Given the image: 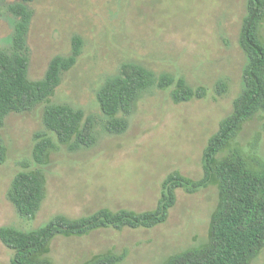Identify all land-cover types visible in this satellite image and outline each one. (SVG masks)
I'll list each match as a JSON object with an SVG mask.
<instances>
[{
    "label": "rangeland",
    "instance_id": "obj_1",
    "mask_svg": "<svg viewBox=\"0 0 264 264\" xmlns=\"http://www.w3.org/2000/svg\"><path fill=\"white\" fill-rule=\"evenodd\" d=\"M20 1L0 0V50L11 47L17 19L10 6ZM30 8L31 80L42 79L55 56H69L74 37L83 40L76 66L63 75L51 102L95 117L96 144L72 153L61 146L52 154L45 168L47 196L34 219H23L7 193L16 173L32 164L34 136L46 131L44 107L11 114L0 129L7 148L0 165V227L35 230L57 215L80 218L104 207L144 212L156 207L169 173L203 177V150L243 86L247 60L238 41L246 0H34ZM128 62L157 75L184 77L195 88L206 87L207 97L177 105L171 90L152 88L133 108L127 131L110 134L96 95ZM220 82L227 84L221 95ZM257 137L256 149L264 158V114L244 126L237 144L249 151ZM217 201L214 187L196 194L180 190L165 224L58 237L51 256L56 264H80L114 250L127 252L120 264H163L171 255L206 242ZM11 257L0 241V264H11ZM252 264H264V250Z\"/></svg>",
    "mask_w": 264,
    "mask_h": 264
},
{
    "label": "trees",
    "instance_id": "obj_2",
    "mask_svg": "<svg viewBox=\"0 0 264 264\" xmlns=\"http://www.w3.org/2000/svg\"><path fill=\"white\" fill-rule=\"evenodd\" d=\"M21 0L10 6L17 19L11 47L0 50V129L11 114L33 112L44 107L45 132L36 133L32 164H25L14 176L7 199L17 214L32 220L47 196L45 168L51 156L64 147L68 152L96 144L95 117L67 104H53L52 98L62 85L63 75L73 69L82 53L83 40L73 38L69 56H55L42 79L29 78L28 36L33 19L30 3ZM264 0H246V14L239 34V47L246 56L242 90L233 102L231 113L219 124L203 150L204 175L193 179L180 171L169 173L161 184V195L154 209L100 208L89 216L69 218L57 215L35 230L14 226L0 227V241L12 251L11 264H56L51 256L56 238L84 237L95 231L153 229L165 224L178 201V191L196 194L205 188L217 189L218 201L211 215L206 242L171 255L163 264H252L264 250V158L257 149L258 137L249 151L237 144L244 126L264 114ZM152 88L171 90L175 104L202 100L207 88L193 87L184 77L157 75L141 64H123L119 73L108 78L97 92L104 115V128L123 135L142 95ZM219 94L227 90L218 83ZM0 133V165L6 161L7 148ZM127 252L114 250L93 255L80 264H120Z\"/></svg>",
    "mask_w": 264,
    "mask_h": 264
}]
</instances>
